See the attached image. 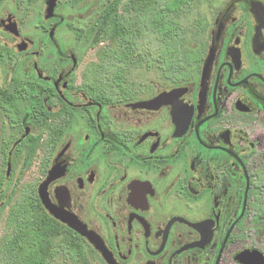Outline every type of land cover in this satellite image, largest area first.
Returning a JSON list of instances; mask_svg holds the SVG:
<instances>
[{
	"label": "flooded vegetation",
	"instance_id": "af4514ba",
	"mask_svg": "<svg viewBox=\"0 0 264 264\" xmlns=\"http://www.w3.org/2000/svg\"><path fill=\"white\" fill-rule=\"evenodd\" d=\"M47 1L0 0V29L19 41L0 43L8 205L29 174L42 208L67 225L40 195L52 177L51 204L96 233L115 264H245L246 251L264 255V0H193L177 29L194 35L192 45L171 43L156 57L146 44L145 57L91 59L81 73L79 49L99 44L79 38L85 27L72 21L83 45L58 41L70 17L61 0L53 21L38 26L42 40L1 22L17 20L25 2H43L47 20ZM80 236L92 259L112 264Z\"/></svg>",
	"mask_w": 264,
	"mask_h": 264
},
{
	"label": "trees",
	"instance_id": "16d2710c",
	"mask_svg": "<svg viewBox=\"0 0 264 264\" xmlns=\"http://www.w3.org/2000/svg\"><path fill=\"white\" fill-rule=\"evenodd\" d=\"M122 1L127 3L123 13L118 10ZM154 13L150 24L161 43L156 44V57H163L167 45L181 42L184 27L180 20L187 16L193 0H152ZM151 0H109L97 15L94 23L77 30V35L92 44L108 40L115 47H108L100 56L111 59L145 57L146 50L137 41L144 35ZM142 33V34H141ZM143 37V36H142ZM141 39V38H140ZM163 41V42H162ZM171 50V48H170ZM113 68H121L114 64ZM21 195L11 206L7 219L8 231L0 239V264H51L61 247L66 246L84 263L91 264L92 257L87 242L76 231L55 220L43 208L31 187L21 190ZM3 195H0V201Z\"/></svg>",
	"mask_w": 264,
	"mask_h": 264
},
{
	"label": "rangeland",
	"instance_id": "374dc122",
	"mask_svg": "<svg viewBox=\"0 0 264 264\" xmlns=\"http://www.w3.org/2000/svg\"><path fill=\"white\" fill-rule=\"evenodd\" d=\"M107 1L108 0H88L87 3H83V1L80 0L74 4L72 3L73 6H70L71 2H69L68 0H61V3L58 9L60 11H64L65 9L68 10L67 12H68V15H70V17L65 18L64 20L60 22L61 25L59 26L56 32L57 33L56 35L58 36V41L62 42L64 45H67L68 43H72L74 44V46L77 43L83 45L82 41L77 40L75 36L76 31L74 32V30L71 29V25H70L71 21L74 22L76 25H80L83 27H86V25H89L90 23H94L96 20V19L94 20V17L98 15L99 11H101V8H102L100 7V4L102 5L103 3ZM127 3H125V1L124 2L122 1V3L118 5V10L120 13H123L125 11V9L127 8V5H126ZM154 5H157V3H154L151 0V2H149L148 7H147V10H148L147 21L143 20L146 23V26L145 24H143V28L141 26L139 28L144 35H141L140 36L141 39L139 38L140 41H137V42L139 43L140 47L142 49L145 48V50H146V44L152 43L154 44V47H155L156 44L161 43L157 35L153 33V30L150 24V20L152 19V16L154 13ZM12 6L13 4L11 2H7L4 4L5 10L6 9L11 10ZM84 6L87 7V10H85ZM20 8L21 9L18 13L20 17L16 21H18L17 23H19V28L23 36L27 38L28 41L34 40V39L42 40L43 34L38 29V26H40L41 24L47 25L48 22L53 21L52 19L45 20L43 17V14L39 13L40 11L44 10L45 8L44 3L40 2V3L28 4L25 2L20 5ZM196 14H197L196 9L192 8L191 14H189L190 16L188 15L189 16L188 19H191V20L195 19L194 17L196 16ZM191 37H194V35L187 33L186 37L183 38L181 42H186V45L187 44L192 45L194 41L192 39H189ZM5 42L17 43L19 41H17V39H15L10 34H7L3 29H0V43H5ZM85 42L89 44L88 41H85ZM97 44H96L97 46L94 48L88 49L89 48L88 47L87 48L88 50L86 51H83V49L78 48L79 51H81L80 52L81 60H80L79 68H78L79 73H81L86 63L90 61L91 59L117 60V59H111V58H102L100 56V54L102 55L104 50L107 49L108 47L116 46L115 44H113V42L104 40V41H100ZM95 64H99V63H95ZM112 65L114 64L106 62L105 67L113 69ZM0 70H1V65H0ZM31 178L32 177H30L29 174H26L23 182H20L19 185L17 184L18 189L16 192H18V190H20L19 192H21V189L23 187L26 188L29 184L28 182L31 181L30 180ZM7 186H8V189H7ZM10 187L11 186L4 184L3 188L4 189L6 188L7 190H9ZM2 195H5V194H2ZM13 199L14 200L11 201V203L8 205V203L6 202L7 198L6 199L3 198L2 200H4V203H3L4 205L0 204V239L4 237V235L8 231L7 219L10 213L9 209L16 202L15 198ZM97 262L99 261L96 259H92L91 264H98ZM51 264H88V263H84L83 261H81L80 258L76 256V253L73 252L72 249L66 246H63L61 247L60 252L57 254L55 259L52 260Z\"/></svg>",
	"mask_w": 264,
	"mask_h": 264
},
{
	"label": "water",
	"instance_id": "95a60500",
	"mask_svg": "<svg viewBox=\"0 0 264 264\" xmlns=\"http://www.w3.org/2000/svg\"><path fill=\"white\" fill-rule=\"evenodd\" d=\"M47 15L46 18L49 19L54 14V9L56 5V0H48L47 1ZM255 6V5H254ZM257 6H255V9ZM2 23L5 24V27L8 31H11L15 34H18V25L16 20H14L12 17H9L6 20H1ZM160 99L162 96L159 97ZM158 98V99H159ZM157 99H155L156 101ZM154 102V101H153ZM151 105V101L149 103ZM147 104V105H149ZM52 179V177H49L46 184L42 185L40 188V195L43 201V204L45 207L59 220H61L63 223H66L69 225L70 228L78 232L80 235L87 237L89 241L95 245V247L99 250H101L104 253L105 258L107 261H109L112 264H115L113 260L108 255L107 249L105 248V245L103 241L100 239V237L94 233L93 231L89 230L85 224H83L75 215L72 213H69L61 208H58L51 204L47 192L45 191V186L47 183ZM200 225H196V227H199ZM241 261L245 264H264V255L259 250H249L246 251L241 255Z\"/></svg>",
	"mask_w": 264,
	"mask_h": 264
}]
</instances>
